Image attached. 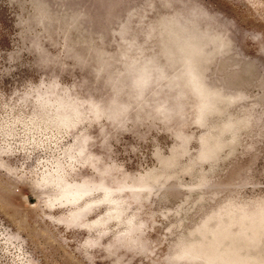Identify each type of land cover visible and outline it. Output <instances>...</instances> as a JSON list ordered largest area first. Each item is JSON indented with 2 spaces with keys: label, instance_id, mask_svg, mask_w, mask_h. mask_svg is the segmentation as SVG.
<instances>
[{
  "label": "rangeland",
  "instance_id": "374dc122",
  "mask_svg": "<svg viewBox=\"0 0 264 264\" xmlns=\"http://www.w3.org/2000/svg\"><path fill=\"white\" fill-rule=\"evenodd\" d=\"M0 264H264V0H0Z\"/></svg>",
  "mask_w": 264,
  "mask_h": 264
}]
</instances>
